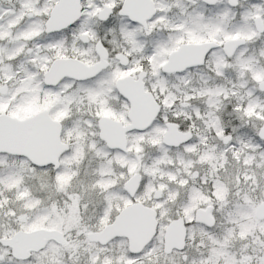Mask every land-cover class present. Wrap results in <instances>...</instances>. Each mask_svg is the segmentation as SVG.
Wrapping results in <instances>:
<instances>
[{"label": "snow or ice", "instance_id": "snow-or-ice-1", "mask_svg": "<svg viewBox=\"0 0 264 264\" xmlns=\"http://www.w3.org/2000/svg\"><path fill=\"white\" fill-rule=\"evenodd\" d=\"M0 264H264V0H0Z\"/></svg>", "mask_w": 264, "mask_h": 264}]
</instances>
